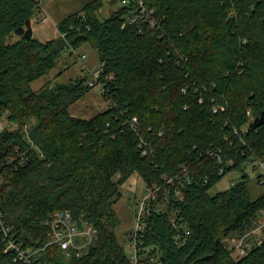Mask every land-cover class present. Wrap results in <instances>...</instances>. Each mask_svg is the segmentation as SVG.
I'll list each match as a JSON object with an SVG mask.
<instances>
[{
  "label": "trees",
  "instance_id": "obj_1",
  "mask_svg": "<svg viewBox=\"0 0 264 264\" xmlns=\"http://www.w3.org/2000/svg\"><path fill=\"white\" fill-rule=\"evenodd\" d=\"M144 2L154 24L130 23L135 9L122 4L102 20L104 0H92L58 23L60 35L41 41L32 28L41 0H0V123L5 116L12 126L0 131L4 220L41 264H131L114 206L138 173L147 187L162 186L147 203L141 264H264V238L244 255L228 243L264 208V193L251 198L247 174L210 192L264 157V124L244 130L249 110L264 112V0ZM85 43L105 63L98 82L81 76L32 89L69 47ZM99 84L114 106L91 118L72 115L69 107ZM215 146L223 164L207 154ZM66 209L97 228L80 258L47 245L48 214ZM0 264H24L4 253L1 236Z\"/></svg>",
  "mask_w": 264,
  "mask_h": 264
},
{
  "label": "rangeland",
  "instance_id": "obj_2",
  "mask_svg": "<svg viewBox=\"0 0 264 264\" xmlns=\"http://www.w3.org/2000/svg\"><path fill=\"white\" fill-rule=\"evenodd\" d=\"M92 0H41L39 11L32 20V28L35 37L41 41H46L60 35L58 23L69 14L79 11L87 3ZM112 5L109 0H104V6L97 15L100 19L109 17L119 6ZM15 40L18 36H15ZM86 54L87 57L82 60L80 56ZM87 67V68H86ZM100 67V55L98 49L91 43H85L70 55L65 51L55 68L46 75L33 81L31 87L34 91H38L47 83H68L81 76H87L92 79V72ZM102 85H96L83 98L75 102L69 107V112L77 117L91 118L108 107L110 102L103 96ZM252 117L254 118L253 114ZM7 117H3L0 123V131L5 127H12L8 123ZM250 118V117H249ZM251 119V118H250ZM249 176V192L251 198L257 199L264 193V184L259 182V173L254 169L253 165H248L244 170H232L227 173L221 180L211 189V193H217L226 190L240 179L243 175ZM122 197L115 204V210L120 220V224L116 229L119 241L124 245L127 254H132L130 246V233L133 232L137 225L139 203L148 194L145 180L138 174L134 173L122 186ZM264 238V229L259 231ZM238 233H234L228 238L230 246L238 244ZM235 255L239 252L235 250ZM149 264H160L158 261Z\"/></svg>",
  "mask_w": 264,
  "mask_h": 264
},
{
  "label": "built area",
  "instance_id": "obj_3",
  "mask_svg": "<svg viewBox=\"0 0 264 264\" xmlns=\"http://www.w3.org/2000/svg\"><path fill=\"white\" fill-rule=\"evenodd\" d=\"M122 5L134 7V14L128 18L130 23L138 22L140 20H151L152 23H155L153 19V10L147 8L144 0H122ZM76 51L73 47H69L67 52ZM87 57L86 54H82L80 58L84 60ZM104 64L100 63L98 70L92 72V79L89 80L90 85H94L98 82V79L101 73L104 70ZM87 68V67H86ZM111 74L108 78H112ZM114 104L111 103L110 107H113ZM249 122L244 127V130H247L250 127V123L255 119L252 117V113L248 111ZM136 121V118L133 120ZM31 123L26 124V130L29 128ZM238 133V130H236ZM27 135H29L27 133ZM30 147L35 148L34 142L29 138ZM150 147L148 146V149ZM152 148V147H151ZM153 149V148H152ZM17 150V149H16ZM148 150L143 151V155H147ZM207 154L211 155L214 159L218 160L220 164L224 163L222 156V150L220 147H213L207 151ZM19 164H23L27 155L25 152L20 153L19 155ZM14 163L16 159L10 157L8 162ZM229 165H234L233 160L228 161ZM253 165L254 169L258 171L261 176L260 180L264 183V157L261 159H249L247 161V166ZM1 166V164H0ZM220 174L225 172V168L222 166L220 168ZM189 179V176L187 177ZM169 180L168 182H170ZM162 189L161 185H154L147 187L148 194L139 203L138 211V220L136 228L133 232L130 233V246L132 248V254L130 255L131 264H141V257L139 255V244L141 243V233L146 228V222L144 220L145 213L147 211V203L150 199H157L159 197L160 191ZM169 192V189H168ZM177 194H180L179 190H176ZM167 194V192H166ZM45 224L48 228L49 241L48 244H57L59 245L66 254L67 257H76L80 258L87 255L90 252L92 244L97 239V228L93 223L82 220L79 221L73 216L72 211L70 210H55L48 214ZM264 229V208L258 212L257 217L253 218L251 223L246 226V228L238 232V244L234 245L235 250L239 252V255L246 254L250 249L253 248L259 242L262 237L259 234V231ZM12 226L7 224L4 220V212L0 208V236L2 239V244L4 245V253H12L14 255V260L22 262L24 264H41L37 262V251H30L23 247V245L17 241L14 234H12ZM46 245V246H47Z\"/></svg>",
  "mask_w": 264,
  "mask_h": 264
},
{
  "label": "water",
  "instance_id": "obj_4",
  "mask_svg": "<svg viewBox=\"0 0 264 264\" xmlns=\"http://www.w3.org/2000/svg\"><path fill=\"white\" fill-rule=\"evenodd\" d=\"M263 124H264V112L261 115L255 117L254 121L251 122L250 127L252 129H257Z\"/></svg>",
  "mask_w": 264,
  "mask_h": 264
}]
</instances>
